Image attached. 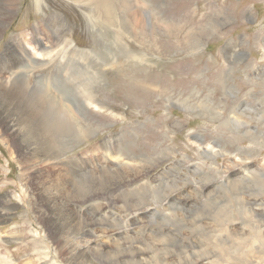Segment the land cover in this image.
<instances>
[{"label": "rangeland", "instance_id": "1", "mask_svg": "<svg viewBox=\"0 0 264 264\" xmlns=\"http://www.w3.org/2000/svg\"><path fill=\"white\" fill-rule=\"evenodd\" d=\"M120 1L21 0L0 33V55L39 33L24 43L35 57L22 77L51 91L75 128L60 148L75 176L57 178L22 169L31 140L0 124V264L63 261L46 228L79 219L76 236L98 247L82 264H264V0H134L149 26ZM66 178L106 191L67 200Z\"/></svg>", "mask_w": 264, "mask_h": 264}, {"label": "bare ground", "instance_id": "2", "mask_svg": "<svg viewBox=\"0 0 264 264\" xmlns=\"http://www.w3.org/2000/svg\"><path fill=\"white\" fill-rule=\"evenodd\" d=\"M133 1L134 0H121L120 2H122L129 9L131 15H133V11H134V9H136V11L140 14V17L137 21L141 22L143 26H145V23H147V25L149 26V23L147 22L148 12L144 11V9H142V7L140 8L139 6L135 5ZM20 3H21V0H0V33L3 31V28H4L5 24L7 23V21L10 20L12 18V16L19 10ZM35 3L37 4L38 0H35ZM123 10L125 11V9H123ZM135 15L136 14H134V16ZM135 17H138V16H135ZM51 20L47 19L45 22L43 21L44 22L43 28H44V30H46L48 32L53 30ZM144 20H145V22H144ZM52 21H54V20H52ZM18 35H20V34H18ZM27 36L29 38L28 37L23 38V36L20 38H17L16 36H14L13 39H11L9 41L8 46L5 49V51L0 55V116L2 117V119L0 118V124L1 125L3 124L5 126V131L6 132L8 131L10 136H14V135L16 136V133L17 134L21 133V135H23L25 138H28L31 140L30 142L32 144H30L28 146V149L30 150V152L29 153L23 152L24 154L23 153L19 154V157L21 159V163L25 164V166H23L22 169L25 168V170H30L31 168H35L39 164H42L45 166L53 167V169L56 168L57 170L55 171V174L59 175V176H57V178H60V175H62V176L67 175L68 177H73V176H75V174L73 173V168L70 165L64 164V162L60 161V157L63 155L61 153L62 151L60 149L62 147V143L65 145L67 144V137H70V136L72 137L73 130L75 129V128L73 129V126L71 125V123H69L68 111L55 98V96L51 93V91L49 92V90L39 88L37 86L35 87V86H33L32 82L28 78L22 77V76H24L23 75L24 72H28L26 70H28V68L30 67V64H32V62H34V57H35V55H30L28 50L24 47V43L27 42V44H29V46H31L32 43L33 44L36 43L38 41L39 33L37 31H34V32H31L30 34H28ZM71 45H72V43H71ZM46 53L49 54V55L46 54V56H49V58H51L50 53L49 52H46ZM40 55L43 56L44 53H41ZM65 55H67L66 52H65ZM15 104H17V105H15ZM234 116H237L236 113ZM234 116H232V117L234 118ZM3 119H5V121H6L5 124L3 123V121H4ZM229 120H233L231 122L237 123V120H235V119H229ZM73 125L75 126V123ZM77 135L80 136L79 138H83L84 136H86V132L84 130H82L81 128H78ZM57 137L59 140L57 139ZM33 143H34V145H33ZM33 146H35V148H36L35 150H31ZM106 147L107 146L104 147L105 150H106ZM22 148H24V147H22ZM65 148H67V147H65ZM100 148H99V150H100ZM109 152H111V150H109ZM104 153H106V152H104ZM115 155H117V154H115ZM124 166H121V167H124ZM78 167H80V166H78ZM130 168H131L130 171H132V167H130ZM106 171L104 170L103 173L107 174ZM35 173L36 174L38 173L39 176H41V174H40L41 170L40 171L38 170V172H35ZM253 173H255V172H253ZM101 175H103V174H101ZM79 177H80V175H79ZM119 177H123V176L121 175ZM124 177H126V175ZM44 178L49 180V178H47V177H44ZM115 178H117V177H115ZM31 179H32V174H31V176L29 174H27L25 176L26 181L29 182ZM109 179H111V178H108L107 175L106 176L103 175V177L100 178V182H102L103 184L108 183L107 181ZM26 184H27V182H26ZM66 184H68V185H66ZM56 185H58V184H56ZM100 187H102V186H100ZM100 187H96L93 184L89 185V183L76 184L74 181H71L68 178H66L64 180L63 185L61 186V188L64 191H66V194L64 193L62 195H65L64 197H66L67 200H72V201L80 200L82 202L81 204H84L90 200V198L92 197L91 196L92 192L95 193L96 191H99V190L106 191L105 189L100 188ZM138 189H140V188H138ZM138 189L135 188L134 190H132L131 192H133V193H131V195L136 196L138 194V192H137ZM50 190H51V188H50ZM115 196H117V195H115ZM37 198L38 197H36L35 199L33 198L34 202L36 204V208H37V211H36L37 214L35 215V218H36L35 221H37L41 225L47 224L46 217H45V213H46L45 208H43L42 206H39V202H38ZM131 199H132V197H131ZM66 203H67V201H66ZM142 204H145V203H140V202L139 203H133L132 205L128 204V207H126L127 205L125 207L128 208V210H131V208L138 210V209H140ZM99 205H100V203H99ZM61 207H62V209L67 208L65 206V203ZM96 207H98V205ZM120 209H122V208H120ZM126 212H128V211H126ZM102 219H104V218L102 217ZM79 220L76 221L74 226H76L75 229L80 228V231H81V228L83 225H82L81 221H79ZM160 220L162 222L163 221L164 222L169 221V220L167 221L166 217H162ZM45 221H46V223H45ZM48 223H49V221H48ZM63 223H64V225L60 226V227H58V226H56L55 228L54 227H50V228L47 227L46 228L47 229V237L45 235L43 236V237H46V239L48 238L50 240V242H52L53 244H54V242H56L57 240L60 239L59 241H62V245H63L62 248L63 249L65 248L67 251L65 258H63V261L58 262V260L56 259L57 257L53 256L51 258V263H53V264H82V261H80V260L84 259L83 256L85 254L83 252L84 251L83 249H86L89 251V250H93L94 248L96 249L98 247L96 246V247L92 248L91 246H87V244H88L87 242L82 241L83 239H80L76 236V232L74 233L75 229L73 227L66 225L67 222L66 223L63 222ZM44 231H46V230H44V229L41 230V232H44ZM77 231H78V229H77ZM77 234L79 235V233H77ZM40 238H42V237H40ZM161 241H162V238H160V237L158 239H156V242H161ZM118 252L121 254L127 253L126 251H122L121 249H118ZM119 253H118V255H119ZM55 254H56V252H55ZM106 256H107V253H106Z\"/></svg>", "mask_w": 264, "mask_h": 264}]
</instances>
